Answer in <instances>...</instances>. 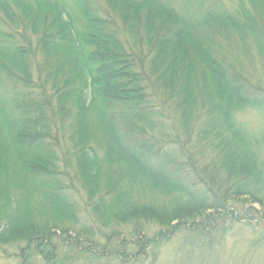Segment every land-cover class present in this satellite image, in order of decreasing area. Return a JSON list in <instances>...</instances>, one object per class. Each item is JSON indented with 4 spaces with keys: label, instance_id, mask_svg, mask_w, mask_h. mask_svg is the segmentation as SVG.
I'll list each match as a JSON object with an SVG mask.
<instances>
[{
    "label": "trees",
    "instance_id": "obj_1",
    "mask_svg": "<svg viewBox=\"0 0 264 264\" xmlns=\"http://www.w3.org/2000/svg\"><path fill=\"white\" fill-rule=\"evenodd\" d=\"M71 1L69 5L65 0H0V12L11 29L21 34L27 19L36 38L35 51L0 46V73L31 83L32 66L42 71L38 53L43 64L52 66L47 76L51 70L54 81L62 75L55 107L65 115L70 114L65 110L68 102L76 108L69 140H75L76 176L87 199L95 201L98 225L109 226L112 220L131 223L138 237L131 244L139 249L149 223L168 229L169 235L187 223L192 231H204L220 217L238 216L229 213L233 197L246 196L263 205V165L234 114L254 109L264 117V87L230 71L204 41L203 32L191 26L170 0H103L104 5L101 0ZM258 4L259 17L241 6L239 20L205 16L202 29L219 25L240 40L249 39L264 59V0ZM165 99L174 106V150L168 152L149 142L143 127L155 120L154 103L158 106ZM35 104L29 109L35 110ZM18 123L19 130L14 127ZM37 124L30 119L9 122L0 114V240L48 248L50 233L57 227L50 221L62 225L76 218L73 205L61 199L60 182L49 177L53 163L37 144L44 140ZM146 191L174 200L138 203L137 197ZM37 194L56 214L65 212L39 231L27 227L29 204H22ZM61 232L67 231L62 227ZM81 235L76 234L79 240ZM112 243L107 240L108 246ZM124 253L116 244L111 248L112 255Z\"/></svg>",
    "mask_w": 264,
    "mask_h": 264
},
{
    "label": "rangeland",
    "instance_id": "obj_2",
    "mask_svg": "<svg viewBox=\"0 0 264 264\" xmlns=\"http://www.w3.org/2000/svg\"><path fill=\"white\" fill-rule=\"evenodd\" d=\"M22 1L31 3L32 0ZM65 1L69 5L72 4L71 0ZM169 4H172L191 26L198 27L203 32L204 41L208 40V44L215 50L216 57L230 71L264 87V59L256 53L249 39L240 40V36L231 31H221L219 25H206L202 29L205 26L203 23L205 16H213L220 20L234 17V20H239L241 17L238 16V11H241V6L251 15L259 17L258 0H170ZM47 15L51 21L52 13L49 10ZM24 20L27 23L26 30H20L21 34H16L0 12V33L13 34L11 39L0 34L1 47L15 45L35 51L36 38L31 33V25L27 19ZM78 22L81 23L80 20ZM217 24L221 25V21ZM22 35L25 40H22ZM143 43L142 41L138 44ZM142 49L146 54L145 46ZM35 57H38L37 64L40 69L42 67L43 73L42 71L39 73L32 66L30 71L32 82L29 84L28 81L23 83L19 79L0 73V114L9 122L25 119L38 121L36 127L44 133V140L37 144L40 145L42 154L50 156L53 163L54 173H50L49 177L60 182L63 188L61 199L73 205L72 211L76 219L74 223L64 222L62 225L50 221L51 226H57L50 233L51 249L44 248L43 244L28 245L24 241L13 239L0 240V264H264V203L260 206L246 196L233 197L229 202V213H236L237 217H220L212 221L211 226L204 231H192L191 223H187L184 227L176 226L174 233L169 235L166 233L168 229L149 223L142 233L143 243L139 249H135L131 244L133 241L137 242L138 238L132 232L131 223L120 224L119 221L112 220L109 226L100 227L93 212L95 201L87 199L86 189L76 176L78 168L73 154L75 140H69V133L74 129L76 108L70 101L65 105V110H69L70 114L65 115L62 109L58 112L55 107V95L63 85V77L59 75L54 81L53 70L49 72L50 76H47L52 66L43 64L38 53ZM16 75L19 76L18 73ZM35 102L36 109H29ZM154 107L158 111L155 112L157 115L154 122H147L143 126L148 134L146 138L166 152L172 151L174 106L165 99L159 101L158 106L154 103ZM159 113L163 115L162 119ZM171 117L172 120H168ZM234 118L254 142V148L259 153V161L264 170V117L257 110L246 109L235 112ZM18 125L19 123L14 126L17 130L20 129ZM179 128L185 129L181 126ZM109 171L114 170H105L104 173ZM15 194L19 195V191ZM137 200L144 205H161L173 201L174 197L163 198L160 194L146 191L144 195L138 196ZM22 204H27V207L29 204L26 216L30 218L27 220L30 226L27 227H33L37 231L44 229L48 220L65 213L61 210L62 214L57 211L56 214L52 204L45 203L38 194L32 195L29 203ZM66 210L68 211V208ZM243 210H246L244 215ZM62 227L67 231L65 234L61 232ZM93 232H96L97 236L93 237L91 234ZM77 233H82L80 240L76 236ZM112 236L117 238L112 239ZM107 240H112L113 243L108 246ZM73 243H78L82 248L76 249ZM115 244L119 246V250H125V255L111 254V248ZM103 245L106 248H101Z\"/></svg>",
    "mask_w": 264,
    "mask_h": 264
}]
</instances>
